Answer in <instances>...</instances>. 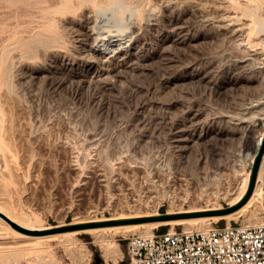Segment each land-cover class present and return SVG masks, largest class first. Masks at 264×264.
<instances>
[{"label": "rangeland", "instance_id": "obj_1", "mask_svg": "<svg viewBox=\"0 0 264 264\" xmlns=\"http://www.w3.org/2000/svg\"><path fill=\"white\" fill-rule=\"evenodd\" d=\"M91 1L98 2V0ZM91 1L88 0L87 2L85 1V3L88 4ZM186 1L187 0H185L182 5H184ZM204 2L206 4H203L205 7L204 9L211 16V20H209L208 24L210 25V27H208V32L210 33H208L209 39H205V42L203 40L204 43L202 40L197 42L202 43L196 44L194 47L189 46L188 48V46L184 45L182 48L179 47V49H174L177 51H174L175 54L171 51V54L178 57L181 62H185L184 59L181 60L182 58H185L186 61L194 60L195 62H200V64H203L207 58L213 60L215 63L218 61V65L221 63L219 66L222 68L218 75L219 80L222 82V79L228 77L230 73L228 67L237 58L239 53L236 47L231 44V42H228L229 40L227 41V46L229 47L230 45L231 47L227 49L228 47L225 46L227 43L226 39H220L216 29L213 27L214 17H218L222 14L225 16V22L228 24H246L250 20L251 13L253 16L264 19V0H222L220 7L218 5L219 2L207 1V3L206 0ZM4 3L5 2L0 1V6L2 5V7H0V21L7 16L6 14H9V19L7 16L6 18L8 21L5 18L0 22V36L2 37L3 34L7 35V27L10 26H16V30L18 31L26 29L27 32L16 33L8 42V39L4 42V39L0 37V43L1 41L4 42V44L3 42L0 44V50L3 49V51H0V53H3L0 54V59H3L2 61L0 60V62H3V64L0 63V95L3 90V94L7 92L10 94L9 96L7 93L6 100L4 99V101H2L3 94L0 96V105L3 104V106H0V147H2V149L0 148V161L2 160L0 162V264H113V260L111 259L113 256L117 258L115 264H130L125 253L126 238L132 234L139 235L141 232H145V229L141 227L129 228L127 226L202 217L211 218L205 224L207 227L214 225L244 224L246 217L245 212L230 218L226 216L241 209L250 198L249 196L248 200L244 204H241L248 193V186L240 202L233 207L230 206L231 200L238 192L236 188L241 184L243 176L249 172L252 176L255 164L251 167L246 154L248 150L250 151L252 149L256 139L250 136H242L243 138L240 139L241 137L239 138V136L237 137L236 135L226 132L225 134L223 133V135H213L212 139H208L206 143L201 144L198 149L191 152V158L196 156L207 157L209 161L217 158V156L225 157L233 154H240L239 157L242 164L238 167V173L229 178L230 186L223 184L221 187L214 186L206 190H200L194 185H185L183 181V183L177 180L173 181L174 179H170L171 177L169 176L163 177L161 181H158L159 179L157 177H154L155 180L153 176L150 177L149 173H147L149 170L147 169L148 166L145 164L134 167L132 162H128L130 157L134 158V156L143 154L142 156H145L144 160L146 159L145 163H149L155 155L153 159L164 161L169 165L172 164L170 166L172 170L177 168L179 157H177V152L173 151L169 146L167 140L169 137V124L173 122L176 118L175 116L179 114L177 113L178 106L184 103L197 104L204 102L212 108L215 107V109L228 111L230 109L227 108L228 106H226L225 100H228L229 97L226 93L217 98L214 93H210V91L204 88L202 89L200 86L199 88L198 85L193 83H183L184 88L182 84V88L180 85L172 86L168 83L174 74H180V70L174 73V71H170L173 70V68L168 66L167 68L162 63L161 66L158 61L154 62L155 60L152 61L154 64L150 65L151 67H149L150 70L148 73L140 76H133L131 82L128 81L123 83V85L120 86L121 88L113 91L112 94L107 92L105 94L99 93L98 90H92V88L76 91L75 87L69 84L63 86V88L61 87L63 90H52L53 85L50 81L42 77L39 78V81L36 79V81H29L28 83V81L25 80L23 83L21 65L25 62L31 63L33 66L45 67L47 64L43 63V58L41 59L42 53H46L55 46H64V40H61L63 33L59 30L58 24L52 27H32L31 24L25 21L29 18L33 19L32 16H34L35 13H32V15L29 12L22 13L21 9L17 10V8L8 7L7 4ZM248 7L251 10H249ZM246 8H248L249 11H245L244 9ZM13 9L14 11H11ZM31 10L34 11L36 9L31 8ZM1 11H6L4 13L5 15ZM7 11L9 13H7ZM12 13H14L15 16L19 15L20 19H22L21 21L25 20L24 23H27V25L24 23L21 24V21L19 23V16L15 17ZM11 14L13 16V19L11 16L12 20L10 19ZM22 14L27 15L21 17ZM29 15H31V17H27ZM36 15L37 13L35 16ZM13 20L17 21L14 22ZM5 22L8 24L7 27ZM11 23L13 25H11ZM255 26L258 27V29L256 28L257 30H261L259 31L260 33H254ZM255 26L253 24L254 30L251 32V35L253 37L255 35L258 37L260 36L262 38L264 36V31L261 27L259 28L257 24ZM3 27L5 28L2 30ZM17 37L20 39L24 38V40L20 41ZM27 37H29V39ZM10 42H14V46L11 47L10 45L12 43ZM215 42L216 46L213 45ZM29 43L33 45H29ZM247 43L248 42H244L245 48H253L252 44L248 43L249 45H247ZM25 46L26 48H24ZM196 46L198 47L196 48ZM233 46L235 47L234 50ZM258 46L262 49V53H264V44ZM183 47L186 48L187 51ZM224 47H227L226 49L231 51L228 52ZM191 48L196 49L192 51ZM184 50L187 55L184 54ZM176 53L179 55L177 54L178 56H176ZM220 53H222V55H220ZM233 53L237 56L235 57ZM4 55H6L5 60L3 57ZM29 56L30 59L28 58ZM31 56H35L37 59L35 57L31 58ZM190 57H192V60ZM225 59H227L226 61L228 63ZM14 63L16 65H14ZM16 67H18L17 71ZM18 81H22V83L20 82L19 84ZM135 82H137V84ZM261 84L264 86L263 80H261ZM261 84L258 86L259 89H263ZM18 85H21V87L19 88ZM23 86L24 88H22ZM33 86L35 88H33ZM127 86L129 88H127ZM133 86L135 88H133ZM20 89L21 93L18 92ZM72 89L75 91H72ZM29 91L37 92L29 94ZM58 92L60 94H58ZM157 95H159L160 98ZM181 96H187L188 98L190 97V99L187 97L182 98ZM202 99L204 101H202ZM56 100L59 101L57 102ZM80 100L82 103H85V105L82 104ZM166 100L171 101H168V103ZM64 102L69 105L70 108L68 109L70 110L67 111V109L62 113L58 112L57 109L62 106ZM76 102H78V104ZM58 103L59 105H57ZM163 103H168L170 105L174 104L176 108L171 107L168 110L164 107ZM9 104L10 107H8ZM81 107H83V110ZM142 109H144V111ZM74 110H77V115ZM79 110L82 111L80 112ZM147 110H149V112H147ZM162 112H165V115ZM169 112H171V114ZM4 117L6 120L3 119ZM169 117L170 119H168ZM119 119H121V121ZM84 120H89L88 124L90 123V127L87 121ZM166 120H169L170 123L168 121L166 122ZM80 121L81 123H79ZM116 121L120 124L115 123ZM263 122L264 121L259 118L255 119V129L260 131L263 127ZM83 125L84 127H82ZM102 125L103 127L106 125L104 129H102ZM132 126H135V128ZM137 127H139L138 130ZM91 128L92 130H90ZM98 129H101L105 134ZM163 131H165L166 136ZM106 133L109 134V136ZM92 135H95V138L99 140L97 145H92L94 147L90 146L91 144L88 139V137ZM101 135H104L103 138ZM214 137L216 138L214 139ZM143 138L146 143L142 141ZM146 138L149 140H146ZM101 146H103L104 149ZM134 147L135 149H133ZM137 149L140 153H137ZM141 149H144L143 152ZM122 150L125 152L123 151L122 153ZM2 152L5 153L2 154ZM110 152L115 154L112 155ZM131 152H134V156ZM154 152L157 153L155 154ZM261 152L260 150L257 154L260 160ZM100 154L103 156L102 160ZM181 162H183V160ZM185 163H182L181 166L183 167H179L183 169L185 165V170L192 167L191 165L187 166ZM4 164L5 166H3ZM126 164H128V166ZM118 174L119 176H117ZM144 174L149 177H146L148 180L155 181V186L148 188L147 185H141L142 180H146V178H143ZM234 182L236 184H233ZM254 187L255 183L253 189ZM210 197H212V199ZM193 207H198V209L213 207L216 209L203 212H186ZM263 208L264 204L259 206V212L264 221ZM227 209L234 210L225 215L217 214ZM172 212L183 213L172 214ZM162 215L187 216L167 221H157L156 218ZM214 217H218V219H212ZM199 227L200 225L192 224L189 229L197 230ZM170 229L185 230L183 225L166 224L155 228L151 227L149 232L159 233ZM106 249L109 253L111 252V257H106L105 251L108 252Z\"/></svg>", "mask_w": 264, "mask_h": 264}, {"label": "bare ground", "instance_id": "obj_2", "mask_svg": "<svg viewBox=\"0 0 264 264\" xmlns=\"http://www.w3.org/2000/svg\"><path fill=\"white\" fill-rule=\"evenodd\" d=\"M0 1L5 2L8 7H11V8L14 7V8H17V10L21 9L22 13H28L29 12V13H31V15H32V13H35V14L37 13L36 16H35V14H34V16H32L33 19L29 18V19H26V21L24 20L28 24H31L32 27L33 26L35 28L36 27H44V26L52 27L55 24H58L59 30L62 31V33H63V35L61 34L62 35L61 40H64V46H55L52 49L48 50L46 53H42L41 59L43 58V63L47 64L45 67H37L36 65L33 66V65H31V63L29 64V63H25V62L21 65V71H22L21 73L23 74V75L22 74L21 75L23 76V78H22L23 83L25 80L28 81V83H29V81H31V82L34 80L36 81V79H38V81H39V78L42 77V78L50 81V83L53 85L52 90L61 89V87L63 88V86H66L67 84H69L70 86L72 85V87L74 86L76 91H82L85 89L92 88V90L93 89L98 90L99 93L105 94L107 92V93L112 94L113 91L120 89L121 88L120 86L123 85V83L128 82V81L131 82V79L133 78V76H135V75L140 76V75H144V74L148 73L150 70L149 67H151L150 65L154 64L152 61L155 60L154 62L158 61L160 65L162 63V64H164L165 67L168 66V67L173 68V70H170V71H174V73H177V71L180 70V74H177V75L174 74V76H172V78L170 79L168 84H171L172 86H178V85L181 86V84L183 86V83L184 84L185 83H193V84L198 85V87L199 86L202 87V89L204 88V89L210 91V93H214L217 98L220 95H222V94L224 95L226 93L229 98H228V100H225V98H224V100L226 101V106H228L227 108L230 109L228 111L222 110V109H215V107L212 108L211 106H209L207 103H204V102L203 103H197V104L184 103V104H180L179 106L177 105L178 106V112L177 113H179V114L177 116H175L176 118L173 120V122L170 123L169 120H166V122L168 121L170 123L169 124L170 127L168 126L169 127V132H168L169 137L167 140L168 144L173 149V151L177 152V155H178L177 157H179L177 168H174V170H172V168L170 167L172 164L169 165L164 161L153 159V158H155V155H154V157H152V160H150L149 163H145V160H146V159L144 160L145 156L143 157L142 156L143 154L142 155L140 154L138 156H134V152H131L132 155L134 156V158L130 157L128 162L129 161L132 162L134 164V167H139V165L145 164L146 166H148L147 169H149V170L147 173H149L150 177L151 176H153V178L157 177L159 179L158 181H161V178H163V177L169 176V177H171L170 179H174L173 181H175V180L180 181V182L183 181V182H185V185H194L197 189H200V190H204V189L206 190L207 188H212L214 186L221 187V185H223V184H227L228 186H230V179L229 178L235 176L238 173V167L242 164L241 159L239 157L240 154L239 155L233 154L231 156H225V157H221V156L218 157L217 156V158L212 159L210 161H209V159H207V157H200V156L197 157L196 156L194 158H191L190 154L192 151H195V149H198L201 144L206 143L208 139L209 140H210V138L212 139L213 135H218V134L223 135V133L225 134L226 132H229L232 135H236L237 137L239 136V138L241 137L240 139L243 138L242 136H244V137L250 136V137L256 139L252 149L250 151L248 150V152L246 154V156H248V160H249L251 167L256 162L258 152L260 150L262 151L261 152V160L259 161L257 173L255 176V187H254V189L250 195L249 200L244 204V206L241 209H239L238 211H236L230 215H227L226 217L230 218V217L238 216L240 213L245 212L246 217H245V221L243 224L244 226H254V225L264 223V221L261 217V213L259 212V210H260L259 206L264 204V124H263V127L260 131L256 130L254 127L255 126L254 125L255 119L259 118V119L264 121V86L261 84V80L264 81V53H262V49L259 48V46H258V45L264 44V36L261 38L260 36L258 37L255 35L253 37L251 35L252 34L251 32H253V30H254L253 24H254V26L257 24V26H259V28L261 27V29L264 31V19H262L258 16H253L251 11H250V13H251L250 16L251 17L253 16V17L252 18L250 17L249 22L246 24H242V23L228 24L227 22H225L226 21L225 16L222 14H220L218 17L217 16L214 17L213 27L216 29L220 39L221 40L226 39V42L229 40L228 42H231V44H233L236 47V50L239 53L238 56L236 55L237 58L235 60L233 59L234 61L228 67V70L230 71V73L228 74V77L222 79V82H221L219 80L218 74H219L220 70L222 69L219 66L221 64L220 62H223V61H220L219 62L220 64L218 65V63H217L218 61L215 63L213 60L207 58V60L205 62H203V64H200V62H197V61L195 62L194 60L193 61H190V60L186 61L185 58L181 59V60L184 59L185 62H181L178 57L174 56V54H175L174 51L177 52L174 49H179V47L182 48V46H184V45L188 46V48H189V46L194 47L196 44L202 43L203 40L205 42V39H209L208 38V33H209L208 27H210V25H208V24H209V20H211V16L204 9L205 7L203 6V4H205V2H204L205 0H187L184 3V5H182V4L185 0H98V2L90 0L91 2H89L88 4L85 3V1L87 2L88 0H0ZM207 1L219 2V4H218L219 7L221 6V3H222V0H206V2ZM0 7H2V5ZM31 8H35L36 9V10H34L35 12L33 10H31ZM248 8H246L244 10L246 11V10H248ZM249 10H251V9L249 8ZM11 11H14V9ZM5 12L6 11H3L2 13L4 14ZM7 13H9V12L7 11ZM243 13H245V12H243ZM12 14L14 15V13H12ZM12 14L10 15V19H11ZM245 14H247V13H245ZM6 15L8 16V19H9V14H6ZM23 15L24 14H22L21 17ZM26 15H24V16H26ZM31 15H29L27 17H31ZM7 16H5V18ZM18 16L19 15L15 16V17H18ZM5 18H2V19H5ZM2 19L0 22L3 21ZM8 19L6 18L7 21H8ZM12 19H13V16H12ZM19 19H20V16H19ZM247 19H249V18H247ZM21 20L22 19L19 20V23ZM13 21L16 22L17 20L16 21L13 20ZM13 21H12V23H13ZM24 21H21V24L24 23ZM12 23H11V25H13ZM27 23H24V24L27 25ZM6 24H7V22H5V25ZM15 25H16V23H15ZM7 26H8V24L6 25V27ZM23 26H21V27H23ZM28 27H30V26H28ZM4 28L5 27H3L2 30ZM256 28L258 29V27L255 26L256 32L254 31V33L258 34V32L261 30H257ZM7 29H8L7 30L8 34L7 35L3 34L2 37L0 36L1 39H4V42H6V39H8L7 40V42H8L10 38H12L16 35V33L27 32L26 29L22 30V31L16 30V26H13V27L10 26V27H7ZM0 30H1V26H0ZM213 33L215 34L214 31H213ZM18 38L19 37H17V39ZM27 38L29 39V37H27ZM18 40L21 41V40H24V38L23 39L19 38ZM18 40H17V42H18ZM33 40H34V38H33ZM201 40H202V42L197 43ZM221 40H220V42H221ZM2 42L3 41H1V43ZM4 42H3V44H4ZM209 42H211V41H209ZM228 42L226 43L225 46H227ZM244 42H248V43L252 44L253 48H248V47L245 48ZM10 43H12V42H10ZM248 43H247V45H249ZM209 44H211V43H209ZM217 44H219V43H217ZM29 45H33V44L29 43ZM213 45L216 46V42ZM6 46L9 47L8 45H6ZM10 46L11 47L14 46V42ZM234 46H233V50L235 48ZM197 47L198 46H196V48ZM218 47H219V45H218ZM227 47H224V48L226 49ZM229 47H231V46L229 45ZM229 47L227 49H229ZM24 48H26V46ZM196 48H194V49H196ZM184 49H186V48H184ZM194 49H192V51ZM30 50H32V49H30ZM39 50H40V48H39ZM0 51H3V49ZM171 51H173L174 54H171ZM186 51H187V49H186ZM186 51L184 54H186ZM189 51H190V49H189ZM224 51H222V52H224ZM227 51L229 52L231 50H227ZM40 53H41V51H40ZM177 54L178 53H176V56L179 55V54L178 55ZM189 54H190V52H189ZM203 54H205V53H203ZM212 55H213V53H212ZM218 55H219V53H218ZM220 55H222V53H220ZM233 55H234V53H233ZM5 56L6 55L3 56L4 60H5ZM32 57H35V56H31V58ZM28 58L30 59V56ZM190 58L192 60V57H190ZM0 60L2 61L3 59H0ZM226 60L227 59H225V61ZM202 61H203V59H202ZM0 63L3 64V62H0ZM11 64H10V66H11ZM14 65H16V64L14 63ZM157 67H158V65H157ZM165 67H164V69H165ZM17 68L18 67H16V71H17ZM145 77H146V75H145ZM22 81H20V82L22 83ZM133 81H135V80H133ZM2 82H4V81H2ZM18 82H16V83H18ZM20 82H19V84H20ZM16 83H15V85H16ZM135 83L137 84V82H135ZM7 84H8V82H7ZM260 84H261V86H263V89H259L258 86ZM3 85H5V84H3ZM33 85H34V83H33ZM24 86H26V85H24ZM24 86L22 88H24ZM172 86H171V88H172ZM182 86H181V88H182ZM20 87H21V85L19 86V88ZM19 88H16V89H19ZM33 88H35V87L33 86ZM127 88H129V87L127 86ZM133 88H135V87L133 86ZM183 88H184V86H183ZM65 89H66V87H65ZM147 89H150V88H147ZM33 90H35V89H33ZM61 90H63V89H61ZM7 91H10V90H7ZM20 91H21V89L18 92L21 93ZM72 91H75V90L72 89ZM3 92H4V90L2 91V94H3ZM29 92H30L29 94H31V93L34 94L35 91L34 92L29 91ZM7 93L9 94V92H7ZM7 93L3 94V99L1 98L2 101H4V99L6 100ZM93 93H94V91H93ZM95 93H97V92H95ZM50 94H51V92H50ZM58 94H60V93L58 92ZM9 96H10V94H9ZM157 96L160 98L159 95H157ZM31 97H34V96H31ZM181 97L184 98L187 96H184V97L181 96ZM35 98H36V96H35ZM178 98H176V99H178ZM188 99H190V97ZM71 100H69V101H71ZM205 100H206V98H205ZM52 101H53V99H52ZM65 101H67V100H65ZM168 101H171V100H168ZM202 101H204V100L202 99ZM78 102H76V103L78 104ZM80 102L82 103L81 100H80ZM14 103H16V102H14ZM168 103H163V105L166 109L169 110L171 107L172 108L175 107L174 102H173L174 104H172V105H170ZM10 104H12V103H10ZM10 104L8 105V107H10ZM82 104L85 105V103H82ZM82 104H80V105H82ZM53 105H54V103H53ZM57 105H59V103ZM0 106H3V104ZM45 107H46V105H45ZM155 107H156V104H155ZM56 108H57V106H56ZM68 108H70L69 105L65 104V102H64L63 105L60 106L57 110H58V112L62 113L63 111H66ZM82 108L83 107H81V109ZM147 108H149V107H147ZM86 109H87V107H86ZM51 110H53V109H51ZM69 110L70 109H68L67 111H69ZM142 110L144 111V109H142ZM156 110H157V108H156ZM74 111H75V114L77 115V113H76L77 110H74ZM84 112H85V110H84ZM147 112H149V110H147ZM165 112H166V110H165ZM171 112H169V113L171 114ZM174 113H176V112H174ZM143 115H144V112H143ZM172 115H173V112H172ZM71 116H72V114H71ZM80 118H79V120H80ZM0 119H1V117H0ZM3 119H5V117ZM9 119H10V117H9ZM12 119H13V117H12ZM168 119H170V117ZM119 120L121 121V119H119ZM72 121H73V118H72ZM81 121L79 123H81ZM84 121H87V124H88L89 120H84ZM12 122H13V120H12ZM137 122H139V121H137ZM143 122H144V118H143ZM97 123H99V122H97ZM115 123H119V122L116 121ZM66 124H68V123H66ZM84 125H85V123H84ZM84 125L82 127H84ZM69 126H70V124H69ZM88 126L90 127V123L88 124ZM105 126L106 125H104V127ZM79 127H80V125H79ZM102 127H103V125H102ZM104 127L102 129H104ZM132 127L135 128V126H132ZM141 127H140V129H141ZM92 128L90 130H92ZM142 128H144V127H142ZM160 128H161V126H160ZM69 129H70V127H69ZM138 129H139V127H137V130ZM86 130H85V132H86ZM98 130L102 131L101 129H98ZM64 131H66V130H64ZM163 132L165 133V131H163ZM90 133H92V132H90ZM102 133H103V131H102ZM67 134H69V133H67ZM103 134H105V133H103ZM107 135L109 136V134H107ZM101 136L103 138L104 135H101ZM147 136H149V135H147ZM165 136H166V133H165ZM215 138L216 137H214V139ZM88 139H89L90 144H91L90 146L97 145L99 142V140L95 138V135L88 137ZM106 139H108V138H106ZM138 139H140V138H138ZM146 140H149V139L146 138ZM116 141H117V139H116ZM142 141H144V138L142 139ZM103 143H105V142H103ZM101 145H105V144H101ZM92 147H94V146H92ZM101 147H103V146H101ZM118 147H120V146H118ZM0 148L2 149V147H0ZM114 148H112V149H114ZM103 149H104V147H103ZM133 149H135V147ZM124 150H122V153ZM143 150H142V152H143ZM137 151H138V149H137ZM112 152H115V151H112ZM169 152H171V151H169ZM3 153H5V152H2V154ZM137 153H140V152L138 151ZM111 154L113 155L115 153H111ZM111 154H108V155H111ZM135 155H136V153H135ZM162 155H164V154H162ZM0 156H1V154H0ZM100 157L102 160L103 156H101V154H100ZM109 157H112V156H109ZM3 158H5V157H3ZM126 159H127V156H126ZM99 160H100V158H99ZM166 160H167V158H166ZM182 160H183V162H181ZM182 163L187 164V166L191 165L192 167L189 166L191 168H189L188 170L187 169L185 170L184 169L185 165H184V168L182 169L179 167L182 165ZM103 164H105V163H103ZM124 165H125V163H124ZM126 165L128 166V164H126ZM3 166H5V164ZM187 166H186V168H187ZM181 167H183V166H181ZM105 169H107V168H105ZM127 173H130V172H127ZM114 176H115V174H114ZM117 176H119V174ZM250 176H251L250 172L243 176V178L241 180V184L238 185V187L236 188V190H238V192H237V194H235L236 196L231 200V203H230L231 207L238 204L240 202V200L242 199V197L244 196V194L246 193L248 186H249V183H250ZM146 177L147 176L144 174L143 178H146ZM147 178H149V177H147ZM147 178L144 181L142 180L141 185H147L148 188L155 186L154 185L155 181L148 180ZM237 179H239V178H237ZM154 180H155V178H154ZM126 182H127V180H126ZM235 182L233 184H236ZM159 187H160V185H159ZM233 189H231V190H233ZM210 191H209V193H210ZM212 197H210V198L212 199ZM215 209L216 208H213V207L212 208H206V209H202V208L198 209V207L197 208L193 207L186 212H188V213H190V212H203V211H212ZM180 213H183V212H172V214H180ZM145 215H147V214H145ZM210 219L211 218H207V217L196 218V219H178V220H173V221H169V222H155V223H150V224H139V225H132V226H127V227H129V228L130 227H141V228L145 229L144 230L145 232H141L139 235L149 237L153 234L152 232H149V229H151V227L155 228V227H158L160 225H166V224H168V225H183L185 231H189L190 230L189 228L191 227L192 224H197V225H200V227L197 230L203 231L207 228V226L205 224ZM212 219L217 220L218 217H214ZM110 253H109V251L108 252L105 251L106 257H111ZM111 259L113 260V264H115L117 258H115L113 256V257H111Z\"/></svg>", "mask_w": 264, "mask_h": 264}, {"label": "built area", "instance_id": "obj_3", "mask_svg": "<svg viewBox=\"0 0 264 264\" xmlns=\"http://www.w3.org/2000/svg\"><path fill=\"white\" fill-rule=\"evenodd\" d=\"M125 253L130 264H264V223L132 234Z\"/></svg>", "mask_w": 264, "mask_h": 264}, {"label": "water", "instance_id": "obj_4", "mask_svg": "<svg viewBox=\"0 0 264 264\" xmlns=\"http://www.w3.org/2000/svg\"><path fill=\"white\" fill-rule=\"evenodd\" d=\"M259 161H260V157H257L256 162H255V165H254L253 173H252V176H251V180H250V185H249L248 193L245 196V198L243 199V201H242L241 204H244L248 200V198H249V196H250V194H251V192L253 190V186H254V183H255V176H256V173H257V168H258ZM233 210L234 209H227V210L220 211L217 214H219V215H225V214L230 213ZM186 216L187 215H181V216L162 215L160 217H157L156 220L157 221H167V220H172V219L179 218V217L180 218H184Z\"/></svg>", "mask_w": 264, "mask_h": 264}]
</instances>
